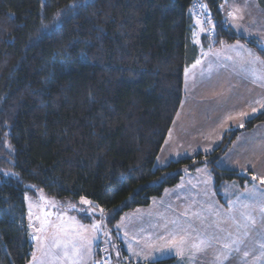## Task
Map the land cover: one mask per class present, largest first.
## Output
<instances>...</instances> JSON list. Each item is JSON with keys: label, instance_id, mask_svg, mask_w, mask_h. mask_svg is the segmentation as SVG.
<instances>
[{"label": "trees", "instance_id": "obj_1", "mask_svg": "<svg viewBox=\"0 0 264 264\" xmlns=\"http://www.w3.org/2000/svg\"><path fill=\"white\" fill-rule=\"evenodd\" d=\"M196 1L211 16L202 46L241 42L264 59L256 39L226 23L222 0H0V264L30 261L23 195L32 188L83 197L113 226L183 170L208 168L219 198L224 182L252 180L216 163L239 132L264 123V109L210 154L155 164L198 55Z\"/></svg>", "mask_w": 264, "mask_h": 264}, {"label": "crops", "instance_id": "obj_2", "mask_svg": "<svg viewBox=\"0 0 264 264\" xmlns=\"http://www.w3.org/2000/svg\"><path fill=\"white\" fill-rule=\"evenodd\" d=\"M229 1L231 3L229 7L227 5L229 12L233 11L234 7L236 9L234 12L244 14L246 17L242 18V22L245 20V23L242 24L246 29L249 27L251 29L248 32L246 30L243 32L237 31L234 28L235 26H232V22L229 23L227 21L225 13V15H222L226 23L236 33H241L239 34L240 36L254 38L258 42L260 41L258 39L264 40V8L260 7L256 0H235V5L234 0H225V3L227 4ZM247 9L251 13H246ZM250 16L258 19L255 24H252ZM196 20H193V42L196 36L201 38L203 33L200 31V27L204 28L205 25L203 22H201V25H197ZM236 23L239 24L238 19H236ZM194 32H197L195 36L193 35ZM194 44L198 48V55L195 61L187 67L189 70L187 76L184 71L183 97L168 132L169 135L173 131L179 138L188 137V142L192 138L203 137V134L209 129L214 119L223 118L222 113L226 110H233L229 108L235 107L246 110L244 119L251 117V115L254 117V115L264 109L260 103H257V101L264 102V82L256 81L254 83L252 77L242 71V67L247 65H242L236 52L230 51L233 46L242 45L244 49L258 56L254 50L241 42L221 44L217 47L202 46L197 42H194ZM219 50H226V53L217 57L215 53L219 52ZM204 53H209V55L205 56ZM226 56H231L233 59L228 60L225 58ZM244 56L247 58L246 52H244ZM221 57L223 59H220ZM259 58L264 60L261 57ZM198 59L201 63L193 68L192 65ZM222 76L225 77V80L219 82V78ZM238 83H242V91L238 89ZM253 105L254 107L251 109ZM249 109L252 110L250 115L248 113ZM247 119L249 120V118ZM208 122L209 125L207 126ZM240 126L241 124L237 122L230 124L231 128L237 129ZM223 131L225 132L226 130L224 129ZM228 155L233 158L230 170L237 171L239 174L249 173L260 178L264 177V123H258L249 130L239 132L222 156ZM220 158L218 161H221ZM223 168L229 169L227 166ZM230 182L228 185L229 189H226V186L223 189V191L226 190V197L224 195L222 200L218 199L219 203L217 201L208 203V200H198L196 197L178 201L177 210H175L177 216L172 217V219L168 218L162 231H164L167 238L169 233L175 230L178 232L181 229L187 230L192 237L201 233L208 234L216 231L215 222L224 216L226 228L219 235L226 236L231 232L235 238L239 234L240 238L245 239L250 253L247 258L235 262L229 260L225 264H264V255H261L264 249L260 248V243L264 240V214H261L258 209L252 212L253 216L256 217V224L254 227L250 226L251 230L247 237L242 236L243 228L239 229L238 232L236 225L227 219L230 216L238 218L240 210H242L241 202L250 203L251 201L248 198L253 193L257 197L264 194V184H260L255 180L243 185H239L234 181ZM167 215H169L168 211ZM172 221H176V229H174ZM213 246L216 249L219 248V245L215 244V242ZM93 255L95 257L94 253ZM189 256L190 253L186 251L183 257L168 258H173L174 264H213L214 252L213 249H208L206 253H198L194 259H189Z\"/></svg>", "mask_w": 264, "mask_h": 264}, {"label": "rangeland", "instance_id": "obj_3", "mask_svg": "<svg viewBox=\"0 0 264 264\" xmlns=\"http://www.w3.org/2000/svg\"><path fill=\"white\" fill-rule=\"evenodd\" d=\"M230 4V1L226 4L225 0H223L219 6V10L224 15L226 13L227 21L229 23L232 22V26H235L234 28H236L237 31L239 30L240 32H243L246 30L248 32L251 27L246 29L242 24L245 23V20L242 22V19H239L241 16L246 17L244 14L241 12L236 13L239 24L236 23V20H233L227 15ZM235 4L234 0V5ZM235 10L236 9L233 7V11ZM246 13L251 12L247 9ZM250 20L252 21V24H255L258 19L250 16ZM205 27L206 25H204V29ZM202 33L204 34L205 31ZM197 40V43L201 44L200 37L197 38L196 36L194 42L196 43ZM258 40H260V45L264 47V40ZM218 53H220V56L224 55L226 50H219ZM220 59L223 58L221 57ZM224 80L225 77L223 76L219 78V82H223ZM238 89L242 91V83H238ZM253 107L254 105L251 109ZM234 108H229L233 110L224 111V113H222V116H224L223 118L214 119L209 126V129L203 134V137L197 139L192 138L191 141L188 142V137L179 138L177 137V134H174V132L171 131L169 135L167 134L158 153L155 161L156 166L164 167L170 161L191 158L199 153L202 155H208L213 152V150L221 143V136L224 134V129L226 131L236 130V128H231L230 124L237 122L244 125L248 120L247 118L250 119L253 117L251 115V117L249 116L244 119V116H240L239 114L244 113L246 110ZM251 109L248 111L249 115L252 112ZM229 117L232 118L229 119ZM206 125L208 126L209 122ZM241 127L242 126L239 128ZM220 159L221 161H217L216 166L222 170H230L233 158L228 155L222 156ZM222 166H227L229 169L223 168ZM248 174L249 173H241V175ZM251 176L252 180H254L253 176H255L257 177V179H255L256 182L264 184L260 182V177L256 175ZM230 183L231 182H224L222 185L223 189L225 186L226 189H229L228 185ZM214 186L215 181L208 168L203 166L197 168L192 173L183 170L182 177L175 186L166 188L161 196L153 198L148 206L126 211L113 226L108 222V215L105 212L101 213L100 209L97 208L94 203H92L91 206H85L80 204L81 198L56 199L47 195L42 189L32 188L31 192H25L23 195L27 237L32 244L31 258L28 264H42V262L43 264H70L68 260H50L49 257L45 256L42 250L38 247L39 241L33 239V236L41 235L37 231L40 227V222L37 220V216H43L42 209L52 214L49 217L50 220H56L57 216H63L65 218L75 217L80 223L85 225L90 226L92 223H99L102 225L98 232L92 233L89 231L86 233L87 238L92 240L91 251L84 253L83 258L80 259V264H95L96 260L93 255V253L95 254V245H101L106 248L111 256L112 264H147L168 257L176 258L177 255L175 248L172 246H165V242L168 238L166 237V234H164V231H162L164 224L168 218L172 219V217L177 216L175 210H177L178 201L196 197L198 200H208V203H214L218 199L222 200L224 195L226 197V190L223 191L222 189L219 193V198L218 192L215 191ZM73 205H75V207H72ZM88 207H92L93 209L90 215L86 214L84 211H80V209ZM30 211L32 213L31 218L29 216ZM167 211L169 212V215H167ZM172 222H175L174 229H176V221ZM216 222H219L221 228H226L224 216L219 218ZM117 225L120 227L118 228ZM105 232L107 235H105ZM174 232H177V230ZM161 236L165 237V239L161 240ZM149 244H151L152 247H149ZM33 253L36 255L35 261H33Z\"/></svg>", "mask_w": 264, "mask_h": 264}, {"label": "snow or ice", "instance_id": "obj_4", "mask_svg": "<svg viewBox=\"0 0 264 264\" xmlns=\"http://www.w3.org/2000/svg\"><path fill=\"white\" fill-rule=\"evenodd\" d=\"M200 7L205 12L207 11V5L201 4ZM227 15L233 20L238 18L236 12L234 11L228 12ZM242 18V16L239 17V19ZM208 22L211 23V20L209 19ZM55 23L56 20L54 19V25ZM196 23L197 25H201V21L199 19L196 20ZM200 31L203 32L205 29L200 27ZM193 35L195 36L196 33L194 32ZM196 42H198V40ZM230 51L236 52L242 65L250 66L242 67V71H245L248 75H250L254 83L256 81L264 82V60L255 56L251 51L244 49L242 45L233 46ZM244 52L247 53V58H245ZM204 55L207 56L209 53H204ZM215 55L219 57L220 53L217 52ZM225 58L228 60L233 59L231 56H226ZM200 63L201 61L198 59L192 67L195 68ZM188 74L189 70L186 68L185 75L187 76ZM257 103H260L261 107L264 108V102L257 101ZM253 111H255V109H253ZM239 115L244 116L245 114L240 113ZM231 118L232 117H229V119ZM241 126L243 125L241 124ZM5 175H7V173H5ZM253 179L255 180L257 177L253 176ZM260 182L264 183V177L260 178ZM248 199L251 201L250 203L241 202L242 210H240L238 218L235 216L227 218L236 225L238 232L239 229H244V232L242 233L243 237H247L249 231L251 230L250 226L254 227L256 224V217L253 216L252 212L258 209L261 214H264V194L257 197L255 193H253V195ZM80 204L91 206L92 202L81 197ZM72 207H75V205ZM92 210V207L80 209V211H84L88 215L91 214ZM42 211L43 216H37V220L40 222V227L37 231L41 235L33 236V239L39 241L38 247L42 250L45 256L49 257L50 260H68L70 264H80V259L83 258L84 253L91 251L92 240L87 238L86 233L89 231L96 233L101 229L102 225L99 223H92L90 226L85 225L80 223L75 217L65 218L63 216H57L56 220H50L49 217L52 214L48 211H44L43 209ZM100 211L103 213V209ZM29 216L31 218V211ZM117 227L119 228L120 226L117 225ZM214 227L216 228L215 232L208 234L201 233L195 237H192L190 233L184 229H181L178 232H171L168 234L165 246L174 247L176 255L180 257H183L187 251L190 253L189 259H194L198 253H206L208 249H213V264H225V262L229 260L235 262L249 256L250 253L247 249L246 241L245 239L240 238L239 234L235 238L231 232H229L226 236H221L219 233L224 232L225 229L220 227L219 222H216ZM105 235H107L106 232ZM160 239L164 240L165 237L161 236ZM214 242L219 245L218 249L214 248ZM242 245H244V247H242ZM148 246L152 247L151 244ZM260 248L264 249V240L260 243ZM261 255H264V251H262ZM35 260L36 255L33 253V261Z\"/></svg>", "mask_w": 264, "mask_h": 264}, {"label": "built area", "instance_id": "obj_5", "mask_svg": "<svg viewBox=\"0 0 264 264\" xmlns=\"http://www.w3.org/2000/svg\"><path fill=\"white\" fill-rule=\"evenodd\" d=\"M204 4L201 1H196L193 6V15L196 19H199L205 23H208L209 19H211L210 12L207 8L205 12L200 5ZM208 36H211L212 31L210 29L207 30ZM95 264H112L111 256L105 247L98 245L95 247Z\"/></svg>", "mask_w": 264, "mask_h": 264}]
</instances>
